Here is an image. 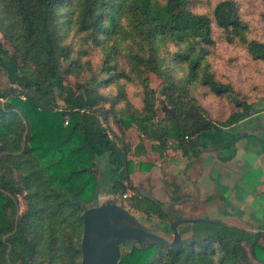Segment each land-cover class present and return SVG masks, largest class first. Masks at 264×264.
<instances>
[{"label":"trees","instance_id":"obj_1","mask_svg":"<svg viewBox=\"0 0 264 264\" xmlns=\"http://www.w3.org/2000/svg\"><path fill=\"white\" fill-rule=\"evenodd\" d=\"M250 14L240 0H0V264H82L84 212L128 188L133 208L172 231L169 241L172 222L215 195L223 211L227 188L201 192L190 171L204 152L233 160L248 136L235 126L259 110L233 98L234 110L216 121L198 94L231 99L215 70L218 41L264 65V26ZM150 73L163 79L158 90ZM129 85L139 89L133 97ZM149 150H180L188 161L186 182L161 168L168 202L132 184L136 168L156 167L141 159ZM177 228L178 247L122 238L131 246L116 264H264V234L250 231L264 224Z\"/></svg>","mask_w":264,"mask_h":264},{"label":"rangeland","instance_id":"obj_2","mask_svg":"<svg viewBox=\"0 0 264 264\" xmlns=\"http://www.w3.org/2000/svg\"><path fill=\"white\" fill-rule=\"evenodd\" d=\"M240 1L251 12L250 16L256 20V24L262 28L264 22L261 20L260 13H264V0ZM0 37H3L1 32ZM260 37L264 41V29L260 32ZM6 45L12 50L8 43ZM213 59L218 78L231 86L232 96L230 99L225 95L219 96L214 93L204 95L200 90L198 100L205 108L207 114L216 121L226 119L234 110L233 98L240 102L255 103V107L259 111L247 121H242L235 126L236 132L248 136L238 141L236 156L233 160L224 162L215 158V153L205 152L202 153L199 161L192 166L195 170L196 166L199 165L198 167L201 168L204 174H207L212 169L211 177H207L210 180L209 182L214 186L218 183V185L227 188V204H225V207H222L223 211L218 210V200L221 197L218 194L211 201L201 204L202 208L200 207L199 210L188 211V217L186 218L217 219L223 216L222 218L229 219L224 220L230 224L245 227L261 226L264 224V195L260 192L264 187V143L261 139V137L264 139V65L251 62L245 52L236 49L224 41L217 42ZM149 77L151 86L158 90L163 79L153 73H150ZM6 82L5 76H1V85L6 84ZM72 82L74 81L72 80ZM128 87L132 97L133 93L137 94L139 91L138 88L132 85ZM135 101L139 104L137 99ZM159 115L161 117L163 112L159 111ZM130 131V141L135 146L140 141V136L135 128H131ZM148 147L150 149L149 144ZM141 159L154 162L158 167H164L163 165L166 166L169 162H175L176 171L181 170L174 174L179 176L182 182H186L185 176L187 174L185 173V167L188 161L186 158L184 160L181 159L179 151L169 150L167 155L160 157L158 153L149 150L148 155ZM160 171L161 169L158 170V175L155 171L147 175L148 171L136 168L132 175V182L136 186L146 176H151V178H146V181L149 183L147 187H152L154 190L153 194L155 195H151L158 197L164 203L170 201V194L168 198L166 179L161 175L162 171ZM100 178L103 179V176ZM191 181V179L187 181V184L192 183ZM142 188L145 187L142 186ZM219 189L220 192L224 191L222 188ZM146 194H149V192H146ZM104 196L98 200V203L102 204L105 201L102 206L106 210L108 203L119 205L120 201H118L117 195H115V200L112 201H108L109 199H107L112 195H107L106 199ZM124 204L129 210L121 207L127 212V215H122L118 220L114 219L112 212L106 211L104 213V221L108 225L110 224L112 228L113 224H115L114 228H118L128 223L137 222L148 229H154L155 232L164 237L170 238L172 236V231L168 233L167 229L162 227L164 223L158 217H150L143 211L133 208L128 200ZM25 207L26 202L22 199L21 209L24 210ZM225 208H227L226 211ZM231 214L234 216H231ZM172 242L176 244L175 237ZM91 245V264H106L107 262L110 264L122 252L129 251L131 246L130 243L124 245V243L115 242L114 237L92 242Z\"/></svg>","mask_w":264,"mask_h":264},{"label":"water","instance_id":"obj_3","mask_svg":"<svg viewBox=\"0 0 264 264\" xmlns=\"http://www.w3.org/2000/svg\"><path fill=\"white\" fill-rule=\"evenodd\" d=\"M115 206V205H114ZM113 206L109 207L107 205V210L104 208V206H93L88 208L84 214L83 218L85 221V230H84V236H83V243H82V250H83V261L82 264H91L90 262V247L92 246L91 243L95 241H103L110 237H114L115 242H121L122 238H130L135 237V234H141L145 235L151 239H154L156 241L164 242L172 247H178L182 243V238L180 235V232L178 231V224L182 222H213L217 224H224L228 226H236V227H242L240 225L236 224H230L222 220L218 219H209V218H182L177 219L172 222V229L174 231V237L176 239V244L172 241H169L165 237L161 236L159 233L155 232L153 229H148L144 226H141L137 222L135 223H128L124 226L114 228L115 224H113V228L111 225L107 224L106 221H104V213L106 211L112 212ZM120 209L124 212L122 215H127V212L120 207ZM96 217H99L96 219ZM115 219V218H114ZM118 220V219H116ZM107 229V230H104ZM250 231L254 233H262L264 234V229H250ZM128 240V239H127ZM120 255L114 262H111L110 264H116ZM106 264H109L108 262Z\"/></svg>","mask_w":264,"mask_h":264},{"label":"crops","instance_id":"obj_4","mask_svg":"<svg viewBox=\"0 0 264 264\" xmlns=\"http://www.w3.org/2000/svg\"><path fill=\"white\" fill-rule=\"evenodd\" d=\"M235 131V130H234ZM236 132V131H235ZM173 151H175V150H173ZM176 151H179L180 152V154H181V159H183L184 160V156H183V154H182V152L180 151V150H176ZM205 153V152H204ZM207 153V152H206ZM180 160V159H179ZM164 167H158V166H156L153 170L155 171V172H157V175H158V170H160L161 168H163L164 170H167L168 171V173L169 174H173V173H178L177 171H176V167H175V162H169L168 163V165H163ZM199 166V165H198ZM198 166H196V169L194 170V168H192L191 169V174H192V176L194 177V179L197 181V183H196V185L198 186V188L200 189V191L201 192H211V190H212V188H213V185H212V183H210L209 181L210 180H208V178L207 177H211V173H212V169H210L211 171L210 172H207V174H204L202 171H201V168L200 167H198ZM162 169V170H163ZM152 170V171H153ZM152 171L151 172H148V174L147 175H150L151 173H152ZM161 172V171H160ZM159 172V173H160ZM203 173V174H202ZM151 178V176H146L143 180H142V182H139V184H137L136 186L134 185V183L132 182V184L141 192V193H144V194H146V192H151V194H153V189H152V187H147L148 186V182L146 181V178ZM142 186H144L145 188H142ZM199 191V192H200ZM200 192V193H201ZM153 195H155V194H153ZM124 202H126V200H123V199H121L120 198V203H119V205H112L113 207L112 208H114V209H112V213H113V217L115 218V219H119L121 216H122V214L124 213L121 209H120V207H123V208H125V209H127V210H129L128 209V207L124 204ZM99 217H96V219H98ZM138 224V223H137ZM104 230H107V229H105L104 228Z\"/></svg>","mask_w":264,"mask_h":264},{"label":"built area","instance_id":"obj_5","mask_svg":"<svg viewBox=\"0 0 264 264\" xmlns=\"http://www.w3.org/2000/svg\"><path fill=\"white\" fill-rule=\"evenodd\" d=\"M134 192L131 190V188H128L126 192L123 194V199L128 200L129 198L133 197Z\"/></svg>","mask_w":264,"mask_h":264}]
</instances>
